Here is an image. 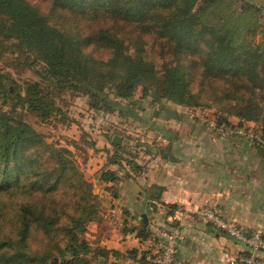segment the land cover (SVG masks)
<instances>
[{
    "label": "trees",
    "instance_id": "1",
    "mask_svg": "<svg viewBox=\"0 0 264 264\" xmlns=\"http://www.w3.org/2000/svg\"><path fill=\"white\" fill-rule=\"evenodd\" d=\"M235 1L0 0V40L11 55L32 61L29 68L41 66L39 81L26 84L25 95L0 73V264H49L53 258L92 264L84 234L100 209V197L71 153L45 144L16 117L19 108L48 122L60 112L56 100L64 93H81L91 109L112 112L120 105L111 94L130 101L142 89L144 98L163 106L191 109L213 101L211 107L224 113L221 124L229 126V116L240 121L233 130L261 120L264 44L247 37L259 28L263 8L246 3L237 10ZM7 46L0 42V56ZM256 132L262 142L252 144L264 155V125ZM118 180L110 168L100 178ZM137 237L151 235L141 228ZM148 257L144 264L151 263Z\"/></svg>",
    "mask_w": 264,
    "mask_h": 264
},
{
    "label": "crops",
    "instance_id": "2",
    "mask_svg": "<svg viewBox=\"0 0 264 264\" xmlns=\"http://www.w3.org/2000/svg\"><path fill=\"white\" fill-rule=\"evenodd\" d=\"M193 122L165 126L153 144L142 140L131 165H111L116 183H102L99 175L101 191L94 193L102 199L101 213L89 240L95 264H144V255H153V238L137 236L150 224L181 230L175 264H229L248 256L246 246L198 215L205 207L264 237L263 153L246 138L216 136ZM258 258L264 264V252Z\"/></svg>",
    "mask_w": 264,
    "mask_h": 264
},
{
    "label": "rangeland",
    "instance_id": "3",
    "mask_svg": "<svg viewBox=\"0 0 264 264\" xmlns=\"http://www.w3.org/2000/svg\"><path fill=\"white\" fill-rule=\"evenodd\" d=\"M44 1L35 0L39 4ZM235 2L236 4L233 8L237 10L240 8L242 10L245 9L246 3L263 8L262 12L257 13L259 28L253 27L252 30L255 34L248 35L247 38L255 46L264 44V0H236ZM0 42L4 46H7L4 40L1 39ZM4 51L6 53L0 56V73L11 76L15 82L17 91L25 95L24 88L26 84L39 81L36 72L41 70V66H36L34 69L29 68L28 65L32 61H27L24 57L11 55L8 46ZM133 52H135L134 49ZM12 88L10 86V89ZM110 98L113 102H119L120 106L115 107L112 112L104 110L96 111L89 107L90 99L87 96L81 93L67 92L56 100L60 112L48 122H42L23 108L18 109L17 115L19 116L16 117H20L25 124L31 126L35 132L40 134L45 144L51 145L55 149L68 150L71 153L70 158L76 164L80 175L83 176L85 182L92 187L94 192L95 189L99 192L101 191V187L97 181L103 171L113 168L109 166L110 164H116L119 169L124 170L125 165L128 162H132V157L138 154V151L135 149L136 145L141 144L142 140L149 144L158 137H161L164 135L161 130L165 126L178 123L196 124L193 121L199 120V123L209 129L208 122L215 120L219 126L232 129L235 124L240 122L236 117L229 116L230 125L221 124L222 122H219L221 120L220 116L221 114L224 115V113H220L218 110L220 108L211 107L215 105L213 101L200 100L201 107L191 109L175 106L167 102L163 103V106L162 103L156 102L152 96L144 98L142 89H139L130 101H121L115 98L113 94H111ZM2 102L3 100L0 98V106ZM165 107L174 111L176 110L175 117L168 114L167 109H164ZM202 107H205V109H202ZM3 109L10 111V106H5ZM129 111L135 116L128 115ZM263 118L264 116L258 123H244L243 129L236 128L241 132L238 135L239 138H245L247 128L250 134L254 132L256 135H259L256 129L264 125ZM252 130L253 132H251ZM209 131L218 136L212 130L209 129ZM222 137L228 138L229 136ZM116 138L118 144L117 146H113ZM250 143L252 144V142ZM101 203L102 199L99 200L100 205ZM99 213H101L100 209L98 216ZM93 223L89 224L85 231L84 238L87 240L93 237L91 236ZM31 248H37V244L33 242ZM89 259L92 264H95V249L93 247ZM49 264H59V261L53 258Z\"/></svg>",
    "mask_w": 264,
    "mask_h": 264
},
{
    "label": "built area",
    "instance_id": "4",
    "mask_svg": "<svg viewBox=\"0 0 264 264\" xmlns=\"http://www.w3.org/2000/svg\"><path fill=\"white\" fill-rule=\"evenodd\" d=\"M208 128L218 136L234 137L241 134L240 130L219 126L215 120L208 122ZM246 132L245 138L250 142H262L259 135H256L253 130L251 131L253 132L252 134L248 132V129ZM198 215L218 232L229 236L238 244L248 248V256L236 259L231 258L229 259V264H260L258 254L264 252V237L260 233L250 234L246 232L236 223L227 221L221 210L214 207H205L199 210ZM148 232L153 238L151 246L153 257L150 264H175L179 254L178 243L181 239V230L179 228L165 230L159 225L150 224Z\"/></svg>",
    "mask_w": 264,
    "mask_h": 264
},
{
    "label": "water",
    "instance_id": "5",
    "mask_svg": "<svg viewBox=\"0 0 264 264\" xmlns=\"http://www.w3.org/2000/svg\"><path fill=\"white\" fill-rule=\"evenodd\" d=\"M114 141L117 143V138Z\"/></svg>",
    "mask_w": 264,
    "mask_h": 264
}]
</instances>
